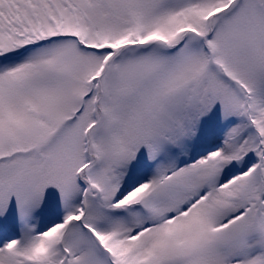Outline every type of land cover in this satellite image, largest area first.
Returning a JSON list of instances; mask_svg holds the SVG:
<instances>
[{"label":"snow or ice","instance_id":"1","mask_svg":"<svg viewBox=\"0 0 264 264\" xmlns=\"http://www.w3.org/2000/svg\"><path fill=\"white\" fill-rule=\"evenodd\" d=\"M0 264H264V0H0Z\"/></svg>","mask_w":264,"mask_h":264}]
</instances>
